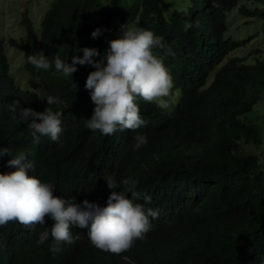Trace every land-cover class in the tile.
Segmentation results:
<instances>
[{
	"label": "trees",
	"instance_id": "obj_1",
	"mask_svg": "<svg viewBox=\"0 0 264 264\" xmlns=\"http://www.w3.org/2000/svg\"><path fill=\"white\" fill-rule=\"evenodd\" d=\"M141 1L182 63L177 69L171 66L178 97L168 109L137 99L146 121L137 131L148 143L133 151L136 133L131 130L102 136L84 127L83 118H90L95 107H88L84 84L95 69L77 65L72 80L54 68L37 70L26 62V70L60 98L55 109L63 111L66 105L67 117L61 143L41 140L35 144L36 159H30L42 180L55 183L68 197L100 196V176L136 179L140 191L150 197L145 204L155 205L163 216L136 242L130 254L133 263L100 254L82 236L53 253L50 239L37 243L41 229L9 227L0 229L5 244L0 264H264V59L261 49L246 48L252 39L236 38L240 26L232 30L242 18L232 17L235 12L264 19V0H181L193 2L187 31L185 24L166 18L163 0ZM126 7L137 9L140 0H53L38 37L29 29L26 59L42 51L50 59L59 55L71 63L84 45L102 54L113 40L105 39L117 31L110 18L116 8ZM96 16L106 31L93 39L89 31ZM243 50L249 51L247 58L232 55ZM199 53L208 61L201 70L194 61ZM9 63L0 40V78L5 83L0 103L14 104L8 115L0 104V144L17 146L32 143V138L14 114L15 102L23 107L36 100L16 91L6 75ZM160 237L166 240L163 246L144 251Z\"/></svg>",
	"mask_w": 264,
	"mask_h": 264
},
{
	"label": "clouds",
	"instance_id": "obj_2",
	"mask_svg": "<svg viewBox=\"0 0 264 264\" xmlns=\"http://www.w3.org/2000/svg\"><path fill=\"white\" fill-rule=\"evenodd\" d=\"M52 2L53 0L50 4ZM4 3L5 0H0V30L5 15ZM192 3L177 0L173 5L163 0L162 8L166 10L168 20L185 24L184 30L187 31L192 27L187 24L191 17ZM145 9L141 0L137 9L116 8L114 16L110 19L117 31L115 36L105 39L113 40L108 41L104 52L101 54L96 48L84 45L76 49L77 53L72 55L71 63L62 60L59 55L50 59L42 51L37 55H28L26 59V46L31 39L29 29H32L37 38L41 26L35 27L32 19L26 14L22 21L27 36L26 42L21 46L25 64L28 62L35 69L43 71L54 68L56 73L72 80L73 74L78 70L77 65H87L95 69L88 74L84 84L85 89L89 91L88 107L95 106L92 116L83 118L84 127L102 136L131 130L136 133L133 137V151L140 150L148 143L146 135L137 131L146 125L140 115L137 99L153 102L161 110L168 109L169 102L178 97L177 83L171 66L177 69L182 65L176 61L179 59L176 48H168L163 33L149 19ZM30 17L34 18V15ZM95 18L92 26L98 27L93 29L91 26L89 31L93 30V39L106 31L101 28V18ZM0 40L6 43L1 32ZM185 49L191 56L192 52L187 49L186 44ZM6 51L10 61V53L8 49ZM80 51L83 54H79ZM237 54L238 52H234L232 55L248 57ZM263 55L264 53L261 56ZM96 57L99 58L94 59ZM194 61L200 70L206 67L208 62L201 53L197 54ZM21 73L30 79L19 80L12 72L11 62L9 63L6 75L16 91L34 96L36 100L24 103L23 107H19V101H16L13 108L16 118L26 125L32 143L27 140L17 146L0 144V229H41L37 243L43 244L50 239L52 245L49 250L53 253L59 252L60 247L70 245L82 236L92 248L99 250L100 254L133 263L130 254L135 249L136 242L145 239L152 223L163 216L162 211L155 205L149 207L145 204L144 200H150V197L140 191L138 180L131 177L115 174L100 176L98 179L101 181L103 193L94 198L83 195L68 197L58 190L55 183L42 180L37 173L38 166L35 169L33 159L30 158H35V144L41 140L52 144L61 143L67 128V117L64 113L66 105L63 106V111L60 108L55 109L54 105L61 103L60 98L45 89L26 68ZM26 83L28 85L24 86ZM4 89L5 83L0 78V93ZM0 104L6 111L5 115H8L11 112L10 107L14 106L13 101H2ZM165 243V238L160 237L149 243L144 251L154 250ZM0 244L2 262L5 258V244L1 241Z\"/></svg>",
	"mask_w": 264,
	"mask_h": 264
},
{
	"label": "rangeland",
	"instance_id": "obj_3",
	"mask_svg": "<svg viewBox=\"0 0 264 264\" xmlns=\"http://www.w3.org/2000/svg\"><path fill=\"white\" fill-rule=\"evenodd\" d=\"M52 0H5L3 5L4 19L3 26L0 30L2 38L5 39V47L10 53V62L12 65V72L17 75L18 79L21 81H28L30 79L26 74H22L21 71L25 70V58L23 54V48L21 46L26 42L25 25L22 21L24 15L34 23V26L39 28L41 26L44 15L46 14L49 4ZM173 5L176 4L177 0H167ZM34 15V18L30 16ZM238 15L239 18L233 23V29L235 30L240 26L241 35L237 36V39L250 40L252 41L246 46L247 49L253 50L260 48L264 53V19H250L244 18L240 13L235 12L232 17ZM251 21V24L244 23V21ZM239 21V22H238ZM101 22V19H100ZM98 25L92 26L96 29ZM249 51L238 52V56L246 57ZM264 59V55L261 56ZM26 83L24 86H27ZM35 88V85L32 84ZM254 153L261 154L262 149L250 148Z\"/></svg>",
	"mask_w": 264,
	"mask_h": 264
}]
</instances>
